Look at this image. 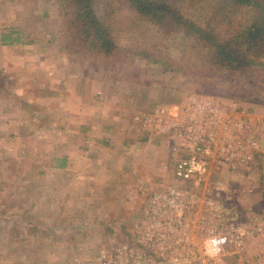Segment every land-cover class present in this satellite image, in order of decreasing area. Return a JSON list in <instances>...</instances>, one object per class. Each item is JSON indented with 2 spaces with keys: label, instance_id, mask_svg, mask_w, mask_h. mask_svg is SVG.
Here are the masks:
<instances>
[{
  "label": "rangeland",
  "instance_id": "obj_1",
  "mask_svg": "<svg viewBox=\"0 0 264 264\" xmlns=\"http://www.w3.org/2000/svg\"><path fill=\"white\" fill-rule=\"evenodd\" d=\"M93 2L115 30L117 50L111 57L65 45L59 0H0V40L3 34L19 39L13 49L2 48L0 41V264H71L132 239L140 205L137 201L130 209L123 202L121 181L126 176L127 195L138 179L146 178L156 191L172 178L171 163L165 173L156 172L159 161L167 164L169 144L158 147L157 136L128 133L130 116L157 105L175 110L194 96L235 103L264 118V70L246 81L220 73L194 53L186 57L177 40L148 28L123 0ZM30 41L35 43L29 49ZM144 53L166 65H152ZM43 110L48 112L43 122L50 126L45 132L38 127ZM64 118L72 126L67 130ZM80 121L82 132L76 127ZM90 121L93 127L85 125ZM64 136L66 153L59 145ZM143 137L153 139L143 143ZM260 139L264 150V134ZM62 153L87 159L84 171L101 176L76 192L73 182L62 183L53 172L42 175L52 163L49 157ZM97 157L100 166L93 163ZM206 189L237 222L264 217V162L232 173L221 168ZM110 217L113 234L106 225Z\"/></svg>",
  "mask_w": 264,
  "mask_h": 264
},
{
  "label": "built area",
  "instance_id": "obj_2",
  "mask_svg": "<svg viewBox=\"0 0 264 264\" xmlns=\"http://www.w3.org/2000/svg\"><path fill=\"white\" fill-rule=\"evenodd\" d=\"M259 116L235 103L194 96L173 113L157 105L133 115L132 129L179 142L171 148L172 183L154 191L139 179L126 195L130 209L140 205L132 239L71 264H233L234 258L239 264H264V217L237 222L206 189L219 169L249 168L264 154Z\"/></svg>",
  "mask_w": 264,
  "mask_h": 264
},
{
  "label": "trees",
  "instance_id": "obj_3",
  "mask_svg": "<svg viewBox=\"0 0 264 264\" xmlns=\"http://www.w3.org/2000/svg\"><path fill=\"white\" fill-rule=\"evenodd\" d=\"M128 9L164 39L177 40L183 54L204 58L218 72L252 78L264 70V0H123ZM63 41L81 53L111 57L117 50L115 30L98 14L93 0H59ZM2 44L19 42L9 35ZM154 66L165 62L142 54ZM56 161L63 167L65 160ZM257 161L264 162L258 155Z\"/></svg>",
  "mask_w": 264,
  "mask_h": 264
},
{
  "label": "crops",
  "instance_id": "obj_4",
  "mask_svg": "<svg viewBox=\"0 0 264 264\" xmlns=\"http://www.w3.org/2000/svg\"><path fill=\"white\" fill-rule=\"evenodd\" d=\"M11 39H15V38H11ZM18 43L19 42L13 43V44H2V42H1V45L3 46L2 48H7V46H10V48L13 49V47H15V45H17ZM34 43H35V41H30L29 44H31V45H29L28 48L30 49ZM24 59L28 60L29 58L28 57H25ZM168 109L170 110L171 113H173L175 111L172 108H168ZM46 115H48V112H46V110H43V114H42V118H41L42 122H40L41 124L38 125V127L42 128L44 130V132L46 131L45 128H48V129L50 128V126L46 125V123L43 122L45 120ZM30 116H32V118H31L32 121H33V118L35 120V117H36L35 115H32L31 114V115H29V117ZM131 118H132V116H130V118H129V122L127 123V127L125 126V129H126V131L128 133H131L133 131L132 128L129 127V125L131 123L130 122L131 121ZM62 125H63V127L66 130L69 129L70 127H72L70 123H68V122L65 123V118H64V123ZM83 125H84V122L83 121L78 122V125H76V127L78 128V130H80V132H82L81 130L83 129ZM85 125H91V127H93L94 124H93L92 121H90L88 124H85ZM33 126H34V124H33ZM87 129H89V128H87ZM105 129L107 131L106 133H109L108 131L111 130V128H109V127L105 128ZM80 132H79V134H77V135L75 134V136H74L75 137L74 138V142H75L76 145H78V142H80V140H81L82 133H80ZM108 136H110V135H108ZM153 136L159 137V138L156 139V140H159L155 144L156 146H158V147L162 146V143H164L163 141H165L166 143H168L169 146H170V150H168V155H167L166 160H165V161H167V164L166 163L165 164H162L159 161V163L156 165V167L159 165V169L157 168L156 169V172L158 171V173H159V170H161L160 173H165L167 171L168 163H171V169H172V165H173L172 163H173V156H174V154L171 152V148L173 147V144L174 143H175L174 145H179V142H176V141L174 142V141L170 140L169 138H167L165 136L164 137L158 136V135H153ZM151 138L152 137H150V138L143 137V138L140 139V142H143V143L149 142L151 140ZM18 139H19V137L16 138V140H18ZM109 139H113V137L112 138H109ZM98 142H105L107 146H110L108 144V141L107 140H100ZM99 144H101V143H98V145ZM152 144L153 143H151V145ZM59 145H60V147L62 149H64V151L66 153V149H67V145H68V141H67L66 136H64L63 140H61L59 142ZM123 145H125V144H123ZM181 145H184V144L181 143ZM103 146H105V145H103ZM261 147H262V145H261ZM168 149H169V147H168ZM65 153H62L63 155L58 154V155H56L53 158L49 157V160L52 163L49 164V165H47V167L45 169L43 167V170L40 171L41 174L42 175H52V172H53L56 175L62 177V179H61L62 180V183L67 184V182H69V184H72V182H73V185H74L73 188L75 189L76 192H78V189L79 190L83 189L84 183H86L87 180H92L93 181V180H95V178H98V176H101L100 175V172H97L96 170H93V172H90V170H85L84 171L83 168H84V166L87 165V161H88L87 159L84 160L78 154H76V157L75 158H71L69 156V154H65ZM115 157L118 158V154H115ZM63 159L65 160L64 166L63 167H56L57 165H56V161L55 160H57V162L58 161L62 162ZM72 160H73V164H71V161ZM93 163H97V164H99L98 166H100L101 164H100L99 157L95 158L94 161H93ZM125 177L121 181V186L124 189V192H123L124 193V197H123V200L124 201L123 202H126V196H125L126 195V191H125V188H126V183L127 182L124 180ZM142 179H144V181H147L149 183H152L149 180H147L146 178H142ZM92 181H91L90 185H94L93 184L94 182L92 183ZM118 184H114L113 187H111V188H116V185L118 186ZM99 185L101 186L100 183H99ZM112 224L113 223H112L111 217H110V218H108V222L106 223L107 227H109L110 234H113V230L115 229L114 227H112Z\"/></svg>",
  "mask_w": 264,
  "mask_h": 264
}]
</instances>
